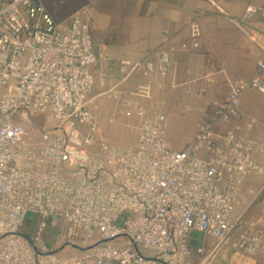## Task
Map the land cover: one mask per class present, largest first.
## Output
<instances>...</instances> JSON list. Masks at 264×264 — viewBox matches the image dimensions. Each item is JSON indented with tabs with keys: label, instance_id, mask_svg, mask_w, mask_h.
<instances>
[{
	"label": "built area",
	"instance_id": "1",
	"mask_svg": "<svg viewBox=\"0 0 264 264\" xmlns=\"http://www.w3.org/2000/svg\"><path fill=\"white\" fill-rule=\"evenodd\" d=\"M258 9L248 6L245 18ZM190 35L199 48L198 23ZM173 51L121 59L120 82L144 75L131 94L150 100ZM99 63L80 13L58 24L42 0L0 3V264H212L223 248L264 261V229L245 219L239 188L264 175L256 157L263 144L251 134L253 120L218 131L239 117L242 92L264 93V60L256 76L210 103V120H200L184 150L169 148L165 115L133 100L118 112L139 120L135 147L100 140L92 98ZM105 95L123 100L116 88ZM55 223L64 226L61 241ZM192 234L213 239L212 248L193 250ZM74 247L86 250L61 255Z\"/></svg>",
	"mask_w": 264,
	"mask_h": 264
},
{
	"label": "crops",
	"instance_id": "2",
	"mask_svg": "<svg viewBox=\"0 0 264 264\" xmlns=\"http://www.w3.org/2000/svg\"><path fill=\"white\" fill-rule=\"evenodd\" d=\"M105 1L107 13L99 9L93 28L99 31L98 36L91 31L100 60L95 70L92 98L97 104L99 138L105 143H112L117 131L124 127L134 138L131 147H135L139 120L118 112L123 102L133 100L149 108L154 116L165 115L169 148L184 150L193 142L200 120H210V103L224 101L239 82L250 80L260 72L258 63L264 60L261 48L264 0H121L115 4V10L110 11H107L109 0ZM250 5L259 8L258 12L245 18ZM192 22L198 23L201 31L197 49L190 35ZM183 44L187 45L184 50ZM162 49H174L172 69L166 76L154 78L150 100L133 97L131 93L145 83L147 77L138 74L121 83L119 61L153 59ZM261 76L264 79V72ZM114 88L121 92L122 101L105 95ZM203 89L205 93L200 97ZM237 109L239 117L222 124L219 133L224 134L237 122L253 120L251 134L261 140L264 147V93L242 92ZM256 157L264 167V153ZM239 188L249 206L245 219L264 229V175L247 177ZM203 239L205 242L207 238ZM190 245L193 250L201 245L210 250L213 240L200 244L197 234H192ZM50 247L56 246L50 244ZM70 249L74 250L65 251ZM220 251L221 260L217 262L215 258L212 264H264L262 259L231 253L228 248Z\"/></svg>",
	"mask_w": 264,
	"mask_h": 264
},
{
	"label": "rangeland",
	"instance_id": "3",
	"mask_svg": "<svg viewBox=\"0 0 264 264\" xmlns=\"http://www.w3.org/2000/svg\"><path fill=\"white\" fill-rule=\"evenodd\" d=\"M107 2H108V7H110V8H107V11L108 9L110 11V9L115 10V4L121 3V0H109ZM45 3H46L47 10L52 13L53 17L56 19L54 20L58 24H63L64 22H66L71 17V15H73L74 13H80L82 17H84V19L88 21L91 27V31L95 36H98L99 34V31H96L93 29L97 24L96 19L99 15V9H101L100 10L101 12L107 13L105 11L106 8L104 6L106 1L104 2V0L103 1L102 0H45ZM120 128L121 130L117 131V134H116L117 136L114 137L113 142L109 144L106 143V144L111 145V146H119L123 148L133 146L134 138L130 134V131L128 129H125L124 127H120ZM36 225H37L36 219L28 222L29 229L34 228ZM54 227H56L55 231L57 233L56 236H58L57 239L58 241H61L63 237V233H64V226L63 225L58 226V224L55 223ZM53 238L55 237L52 234H50V232L46 234V236L44 237L46 241L48 239L47 242H50L49 240H52ZM198 240L200 244L202 243L207 244L208 242H212L213 239L207 238L206 241L204 242L203 236L197 234V241ZM59 246L60 245H57L54 249L59 250ZM143 252L147 253L146 251H143ZM231 253H234V252L232 251ZM237 254H241V253H237ZM61 255L66 256V257L78 256L80 255V252L74 249L71 251H64L63 253H61ZM221 256H222L221 251H219L217 255L215 256V258L217 259V262L221 260ZM246 257H249V256H246Z\"/></svg>",
	"mask_w": 264,
	"mask_h": 264
},
{
	"label": "water",
	"instance_id": "4",
	"mask_svg": "<svg viewBox=\"0 0 264 264\" xmlns=\"http://www.w3.org/2000/svg\"><path fill=\"white\" fill-rule=\"evenodd\" d=\"M65 247H63L62 249H64ZM61 249V250H62ZM74 249H76V250H79V251H85L86 249H84V248H80V247H74Z\"/></svg>",
	"mask_w": 264,
	"mask_h": 264
},
{
	"label": "trees",
	"instance_id": "5",
	"mask_svg": "<svg viewBox=\"0 0 264 264\" xmlns=\"http://www.w3.org/2000/svg\"><path fill=\"white\" fill-rule=\"evenodd\" d=\"M43 1V3H44V5H45V7H46V3H45V0H42ZM47 9V8H46ZM48 11V10H47ZM49 12V14L52 16V18L53 19H55L54 17H53V15H52V13L50 12V11H48ZM56 20V19H55Z\"/></svg>",
	"mask_w": 264,
	"mask_h": 264
}]
</instances>
